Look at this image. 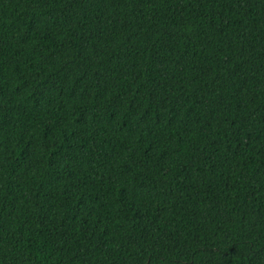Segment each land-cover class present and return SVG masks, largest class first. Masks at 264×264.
<instances>
[{
  "label": "trees",
  "instance_id": "1",
  "mask_svg": "<svg viewBox=\"0 0 264 264\" xmlns=\"http://www.w3.org/2000/svg\"><path fill=\"white\" fill-rule=\"evenodd\" d=\"M0 264H264V0H0Z\"/></svg>",
  "mask_w": 264,
  "mask_h": 264
}]
</instances>
